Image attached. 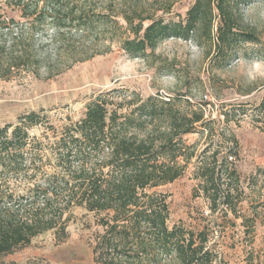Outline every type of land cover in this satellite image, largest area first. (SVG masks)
<instances>
[{
    "label": "trees",
    "instance_id": "16d2710c",
    "mask_svg": "<svg viewBox=\"0 0 264 264\" xmlns=\"http://www.w3.org/2000/svg\"><path fill=\"white\" fill-rule=\"evenodd\" d=\"M178 1L0 0V9L4 2L22 18L0 10V79L52 78L115 48L148 56L169 37L204 38L208 54L226 63L241 43L261 42L254 29L242 26L238 12L251 0H196L185 20L166 21ZM108 95H99L82 119L60 129L42 110L0 128V258L47 231L66 238L75 209L83 208L100 215L103 228L93 240L94 264H217L209 233L180 224L170 228L167 196L149 190L175 181L194 164L212 212L239 215L243 190L235 134L225 146L211 150L212 140L198 153L185 135H213L202 104L184 95L133 94L120 102ZM256 107L263 109L264 99ZM34 126L46 130L31 135ZM244 219L255 233L257 217ZM248 263L264 264V254L252 248Z\"/></svg>",
    "mask_w": 264,
    "mask_h": 264
},
{
    "label": "rangeland",
    "instance_id": "374dc122",
    "mask_svg": "<svg viewBox=\"0 0 264 264\" xmlns=\"http://www.w3.org/2000/svg\"><path fill=\"white\" fill-rule=\"evenodd\" d=\"M196 0H180L164 15L166 21L185 20ZM0 9L7 16L22 20L20 13L4 2ZM243 27L254 29L260 43L243 42L226 63L215 59L206 39L169 37L148 56H131L115 48L112 52L74 64L52 78L22 75L0 79V128L17 124L20 116L41 111L50 124L60 129L85 116L87 105L99 95L109 94L115 102L139 94L176 97L184 95L202 104L205 118L214 128L185 135L198 153L213 140L227 144L229 134L238 140L236 168L243 190L239 215L212 212L209 200L199 189L195 166L171 183L149 190L167 196L168 226L183 225L195 232L209 233V247L219 254L217 264H249V252L264 254V0H251L238 6ZM217 14V10H215ZM219 18H215L214 32ZM53 33L49 31V35ZM201 33V31H200ZM149 52V50H148ZM247 110V113H242ZM201 129V128H200ZM44 126L30 128L31 135L41 136ZM257 217L255 233L248 232L244 218ZM100 215L76 208L68 226V236L59 239L54 231L36 236L32 242L0 260L28 264H94L92 245L103 231ZM251 220V219H249Z\"/></svg>",
    "mask_w": 264,
    "mask_h": 264
}]
</instances>
